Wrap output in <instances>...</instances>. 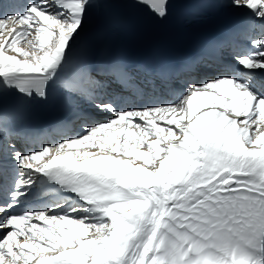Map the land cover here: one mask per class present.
Here are the masks:
<instances>
[{"label": "snow or ice", "instance_id": "1", "mask_svg": "<svg viewBox=\"0 0 264 264\" xmlns=\"http://www.w3.org/2000/svg\"><path fill=\"white\" fill-rule=\"evenodd\" d=\"M139 5L159 21L180 6L189 23L231 14L226 39L259 32L212 78L195 59L94 60V15ZM56 94L58 142L10 132ZM262 125L264 0H0V264H264Z\"/></svg>", "mask_w": 264, "mask_h": 264}, {"label": "bare ground", "instance_id": "2", "mask_svg": "<svg viewBox=\"0 0 264 264\" xmlns=\"http://www.w3.org/2000/svg\"><path fill=\"white\" fill-rule=\"evenodd\" d=\"M136 9L139 13L140 20L142 22H146L149 19L148 15H150V13H151L150 10L144 5H139ZM102 21H104L103 17H101L99 15H94L93 20L91 21V23L89 25V32L93 37L97 34V32H98V30L102 24ZM258 32H259L258 29L256 31H254L249 36V39H251V37L254 35H258ZM215 74H216V72H214V74H208V73L202 71L201 69H196V72H195V75L198 76L200 79L212 78L215 76ZM202 103H204V98H197V100H195L193 102L194 109L196 107L200 106ZM96 118L102 120L104 117L100 114H97ZM262 127H264V125H262ZM130 130L135 131L134 129H130ZM77 131H79V127L77 128ZM139 150L143 151L144 149H139ZM73 151H75V149H73ZM92 151H95V149H92ZM37 223H39L41 226H43L42 222H37ZM21 239H23V237H21ZM25 251L27 252V250H25Z\"/></svg>", "mask_w": 264, "mask_h": 264}]
</instances>
